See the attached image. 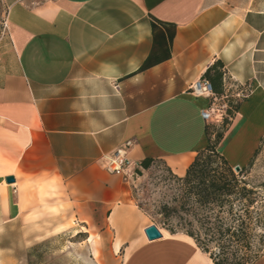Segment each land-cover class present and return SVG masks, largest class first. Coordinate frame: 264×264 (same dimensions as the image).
I'll return each instance as SVG.
<instances>
[{
	"label": "crops",
	"instance_id": "obj_1",
	"mask_svg": "<svg viewBox=\"0 0 264 264\" xmlns=\"http://www.w3.org/2000/svg\"><path fill=\"white\" fill-rule=\"evenodd\" d=\"M3 1L0 264H15L5 247L63 232L71 215L106 233L122 264H212L186 234L157 226L148 240L130 177L106 163L125 148L134 167L151 157L183 176L219 122L189 87L221 60L225 103L238 106L217 150L247 165L264 136V0Z\"/></svg>",
	"mask_w": 264,
	"mask_h": 264
},
{
	"label": "rangeland",
	"instance_id": "obj_2",
	"mask_svg": "<svg viewBox=\"0 0 264 264\" xmlns=\"http://www.w3.org/2000/svg\"><path fill=\"white\" fill-rule=\"evenodd\" d=\"M6 18L7 7L4 1L0 0V44H3L5 38ZM223 103L218 100L216 106L220 108ZM221 115V109L217 110L213 115L214 121L218 120L220 123L224 118ZM129 177L133 201L147 214L152 224L168 233L171 229L176 233L184 234L185 229L192 228L200 230L201 236L204 237L196 219L205 210L192 202L183 204L184 187L179 184L174 172L167 168L162 160L153 161L149 168H141L138 173L134 170ZM243 179L250 186L255 187L256 202L253 208H250L253 217L250 246L246 248L240 244L230 246L231 251L236 252V259L241 261L264 251V137L253 164ZM234 212L243 214L238 207H235ZM256 222L257 224L254 225ZM64 227L68 228L27 247H5L3 251L15 260V264H28L29 249L36 244L44 243L45 246L36 255L30 257L31 264H122L123 251L110 246L106 233L93 231L91 225H82L73 215L63 222ZM6 238L11 245L12 237ZM207 239L209 249L219 251L218 243L214 239L209 240V236Z\"/></svg>",
	"mask_w": 264,
	"mask_h": 264
},
{
	"label": "trees",
	"instance_id": "obj_3",
	"mask_svg": "<svg viewBox=\"0 0 264 264\" xmlns=\"http://www.w3.org/2000/svg\"><path fill=\"white\" fill-rule=\"evenodd\" d=\"M202 77L209 81L218 100L225 103L223 62L221 60L214 61L206 67ZM225 104L229 105L227 108L229 115L238 106V103L231 98ZM229 123L228 117L222 118L220 123H207L205 125L207 145L197 151L183 176L175 174L179 184L184 187L183 204L192 202L205 210L196 219L201 230H203L204 237L201 236L200 230L192 228L185 229L183 232L191 237L201 251L209 256L212 264H253L264 251L241 261L236 259V252H232L230 246L232 244H240L244 248L250 246L253 229L251 227L253 217L250 208H253L256 202V189L250 186L243 177L252 166L260 145L253 152L247 165L240 167V171L235 172L233 166L217 150V145ZM155 160L159 159L151 157L142 159L135 167V172H140L141 168H149ZM235 207L242 210L243 214L234 212ZM169 233L174 234L176 232L169 229ZM208 236L209 240L214 239L218 243L219 251L215 252L209 249L207 245ZM44 246V243H39L29 249L28 264H31L30 257L36 255Z\"/></svg>",
	"mask_w": 264,
	"mask_h": 264
},
{
	"label": "built area",
	"instance_id": "obj_4",
	"mask_svg": "<svg viewBox=\"0 0 264 264\" xmlns=\"http://www.w3.org/2000/svg\"><path fill=\"white\" fill-rule=\"evenodd\" d=\"M6 26V23H5ZM189 91L195 96H203L210 99V104L207 108L202 109L200 111L201 117L205 121H211L215 112L221 109V117H229L227 113V105L223 103L220 105V108L216 106V102L218 98L215 96L211 84L204 78L198 79L197 81L191 83L189 87ZM236 97H240L245 94V91H237L235 92ZM126 146H129L127 143ZM135 165L131 162V160L127 157V151L125 148L117 149L115 153L107 158L106 168L116 174H120L124 177L129 176L133 173Z\"/></svg>",
	"mask_w": 264,
	"mask_h": 264
},
{
	"label": "water",
	"instance_id": "obj_5",
	"mask_svg": "<svg viewBox=\"0 0 264 264\" xmlns=\"http://www.w3.org/2000/svg\"><path fill=\"white\" fill-rule=\"evenodd\" d=\"M233 169H234V171L238 172V171H240V166L236 165L233 167ZM6 181L12 182L13 177H11V176L6 177ZM144 233H145L148 240H154V239L160 238L162 236L161 231L159 230V228L155 224H151V225H148L147 227H145Z\"/></svg>",
	"mask_w": 264,
	"mask_h": 264
},
{
	"label": "bare ground",
	"instance_id": "obj_6",
	"mask_svg": "<svg viewBox=\"0 0 264 264\" xmlns=\"http://www.w3.org/2000/svg\"><path fill=\"white\" fill-rule=\"evenodd\" d=\"M164 233L166 234V231Z\"/></svg>",
	"mask_w": 264,
	"mask_h": 264
}]
</instances>
